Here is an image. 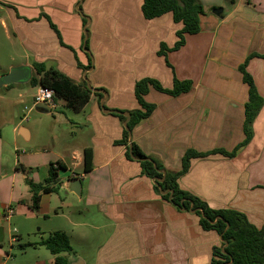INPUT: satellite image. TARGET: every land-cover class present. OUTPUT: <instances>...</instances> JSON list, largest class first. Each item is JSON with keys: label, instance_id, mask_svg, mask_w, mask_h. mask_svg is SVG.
Here are the masks:
<instances>
[{"label": "crops", "instance_id": "1", "mask_svg": "<svg viewBox=\"0 0 264 264\" xmlns=\"http://www.w3.org/2000/svg\"><path fill=\"white\" fill-rule=\"evenodd\" d=\"M199 2L201 31L185 34L184 45L162 57L160 45L172 49L182 24L171 14L145 20L143 0H0L4 37L19 49V61L9 67L29 66L39 78L32 64L42 63L76 84H86L85 78L106 94L99 99L93 93L79 112L57 99L55 108L42 113L33 104L36 87L0 91V227L15 219L18 229L10 245L40 224L39 240L55 232L68 237L74 252L69 262L212 264L221 237L202 229L196 210L169 201L168 191L129 157L130 143L165 172L180 171L187 152L202 155L190 159L177 180L179 188L212 210L243 214L263 230L264 239V102L247 145L233 158L220 153L232 152L245 138L248 86L239 68L246 60L245 71L264 100V0ZM217 9L222 13L215 15ZM144 78L166 90L174 79L189 81L191 89L169 96L150 88L145 100L154 110L133 127L129 143L120 144L130 118L122 114L139 109L134 86ZM32 107L39 116L24 126L26 118L20 116ZM86 149L91 151L88 172ZM9 157L13 169L7 171ZM53 164L61 166L60 185L79 179L81 194L65 193L59 185L57 193L41 194L32 211L26 181L43 183ZM7 209L12 210L9 219ZM38 242L27 247L38 251ZM8 261L0 247V264ZM33 264H54V258L40 254Z\"/></svg>", "mask_w": 264, "mask_h": 264}, {"label": "trees", "instance_id": "2", "mask_svg": "<svg viewBox=\"0 0 264 264\" xmlns=\"http://www.w3.org/2000/svg\"><path fill=\"white\" fill-rule=\"evenodd\" d=\"M141 11L145 20H153L162 15L171 14L174 23L182 24V29L176 33L178 41L172 49H168L164 44L160 45L158 55L162 57H166L169 51L180 49L184 45L185 34H198L201 31V19L204 17V9L199 0H143ZM85 47L86 49L88 48L87 41ZM254 56L258 55L252 54L249 57ZM246 63L247 60L239 68L242 74V80L248 86V101L244 107L243 130L245 138L232 152L226 153L220 151L224 157L228 158H233L237 151L247 145L251 140L252 123L264 102L263 98L258 94L251 76L245 71ZM32 67L39 78L33 77L29 86L36 87L37 85H41L42 87L51 89L54 92V101L57 99L63 100L65 105L75 112L81 111L93 94L87 89L84 82L76 84L56 68H47L42 63H33ZM89 67L90 64L85 67L81 66V69H89ZM13 87L14 86H9L0 91L9 90ZM150 88L169 96H178L188 92L191 89V83L189 81L179 82L174 79L172 89L166 90L163 89L156 80L150 78L137 81L134 86V95L139 109L129 112L130 118L127 122V129L130 132L135 125L149 117L154 110L155 106L147 103L145 100V96ZM94 95L99 99L102 98L99 93H95ZM116 115L120 120H125L122 115ZM128 140L129 134L127 130H124L120 144L126 145ZM128 151L129 157L140 161L141 167L146 175L157 181H161L159 183L154 181V184L162 191H168V199L173 205L179 209L189 210L191 208L196 210V214L200 217L202 229L206 231H215L221 237L220 246L213 250L212 264H264V239L262 229L254 227L247 218L239 212L227 209L212 210L204 202L179 188L177 180L187 172L190 159L198 158L202 155L187 152L183 159L182 169L174 173L165 172L160 165L146 158L134 143L131 144V151L129 148ZM59 168L61 169V166H59ZM90 169L91 151L86 149L84 150V171L88 172ZM55 180H57V174L51 165L48 177L43 183L34 184L26 181L31 193L30 209L32 211L38 209L41 194L57 193L60 190L58 184H53ZM218 217L220 219L216 220ZM36 245L44 247L49 252L54 258V264H68L69 260L67 256H74L68 237L60 232L50 234L45 239L40 240ZM27 246H29V244L25 246L21 245L20 249Z\"/></svg>", "mask_w": 264, "mask_h": 264}, {"label": "rangeland", "instance_id": "3", "mask_svg": "<svg viewBox=\"0 0 264 264\" xmlns=\"http://www.w3.org/2000/svg\"><path fill=\"white\" fill-rule=\"evenodd\" d=\"M18 52H19L18 47H14L13 45H10V42L6 40L3 34L2 27L0 26V74L2 72H7L9 68H11L9 67V64L16 63L17 61H19L17 59L18 54H19ZM23 89L31 90L33 88L31 86H28V87H23ZM7 96L9 98V94ZM14 97H16L14 94L10 95V98L13 99ZM30 105L31 104H28L27 107L28 108L31 107ZM0 108H3V107H0ZM38 114L39 113L36 111L34 107H32L28 113L25 110L24 114L20 116V119H22L23 117L26 118L25 121L22 122V125L24 126L27 125L30 119L32 118V116H39ZM20 119L19 120L17 119V121H20ZM12 161L13 159L9 157V161L6 164L7 171H9L10 169H13L11 168ZM29 222H33V223L39 222L43 224L42 220L41 221L33 220ZM39 227H40V224L33 225L29 232L20 235L21 239L18 242L15 241L14 243H12V245H10L9 243L10 240H12L14 236H18V233L12 234V231L14 229L18 230L15 224V219H13L11 223L4 222L1 225V228L3 230V240L2 242H0V247H1V250L6 252L9 256V261L7 264H33V261L35 260L37 255L46 254L47 256H49L48 251L44 247H39L37 249L38 251H34L33 249H30L29 247H25L24 249L19 248V245L25 246L27 244L36 243L40 241L38 237L39 232L37 231ZM74 245L76 247V250L80 248L79 250L80 254L84 253V251L81 249L79 245L77 244H74Z\"/></svg>", "mask_w": 264, "mask_h": 264}, {"label": "water", "instance_id": "4", "mask_svg": "<svg viewBox=\"0 0 264 264\" xmlns=\"http://www.w3.org/2000/svg\"><path fill=\"white\" fill-rule=\"evenodd\" d=\"M213 13L215 15H219L222 13V10L217 9V10H214ZM32 78H33L32 69L29 66H22V65L13 66V67L9 68V70L5 74H0V90L5 89L9 86L27 85L30 83ZM84 80L86 82V87L88 90H90L92 93L102 94L103 96L106 97V94L103 90L93 89L88 84V82L85 78H84ZM35 108L40 110V112H42V113H47L50 111L45 105H42V104L36 105ZM103 111L104 112H111V111H107V110H103ZM122 115H124L126 118L130 117V115L128 113H123ZM124 128L127 130L128 134H129V140H130L131 133H130V131H128L126 123L124 124ZM129 150L131 151V144L129 145ZM154 181L159 183V181H157L156 179ZM53 184L54 185H57V184L60 185V180L59 179L55 180ZM81 185L82 184H81V181L79 179H73V180H67L66 182H64L60 186L62 189L65 190V193L74 194L77 197H79L81 194ZM219 219L220 218L218 217L216 220H219ZM2 224H3V222H1V225ZM2 240H3V230L0 227V242H2ZM68 264H84V263L79 258H75L74 260L70 261Z\"/></svg>", "mask_w": 264, "mask_h": 264}, {"label": "built area", "instance_id": "5", "mask_svg": "<svg viewBox=\"0 0 264 264\" xmlns=\"http://www.w3.org/2000/svg\"><path fill=\"white\" fill-rule=\"evenodd\" d=\"M33 104L38 105L42 104L45 105L49 110L55 108L54 105V92L51 89L42 87L41 85H37L35 88V93L33 97ZM53 169L58 172L59 171V165L53 164ZM12 215V210L7 209L5 219H9ZM12 233H15V230L12 231Z\"/></svg>", "mask_w": 264, "mask_h": 264}]
</instances>
